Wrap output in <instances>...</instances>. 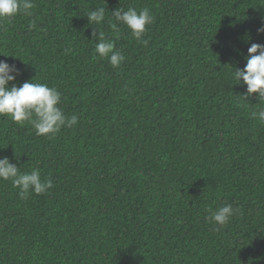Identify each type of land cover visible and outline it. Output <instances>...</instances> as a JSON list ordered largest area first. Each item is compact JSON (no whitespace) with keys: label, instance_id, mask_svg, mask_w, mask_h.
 I'll return each instance as SVG.
<instances>
[{"label":"trees","instance_id":"trees-1","mask_svg":"<svg viewBox=\"0 0 264 264\" xmlns=\"http://www.w3.org/2000/svg\"><path fill=\"white\" fill-rule=\"evenodd\" d=\"M0 264H264V0H0Z\"/></svg>","mask_w":264,"mask_h":264}]
</instances>
